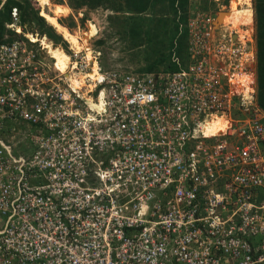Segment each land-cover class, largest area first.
<instances>
[{
  "label": "built area",
  "instance_id": "built-area-1",
  "mask_svg": "<svg viewBox=\"0 0 264 264\" xmlns=\"http://www.w3.org/2000/svg\"><path fill=\"white\" fill-rule=\"evenodd\" d=\"M18 11L0 32V264H264L251 22L190 8L174 69L104 70Z\"/></svg>",
  "mask_w": 264,
  "mask_h": 264
},
{
  "label": "rangeland",
  "instance_id": "rangeland-1",
  "mask_svg": "<svg viewBox=\"0 0 264 264\" xmlns=\"http://www.w3.org/2000/svg\"><path fill=\"white\" fill-rule=\"evenodd\" d=\"M14 1L25 7L27 11L35 10L37 15H44L46 21L41 16L44 25L50 27L53 33L59 36L61 34L60 44L64 49H67L68 43L72 48L76 43L74 50L84 48L87 51L90 48L98 51L97 61L104 70L139 71L145 70L153 62H156V68L164 67L165 61L161 63L158 59L169 51L168 43L173 31V14H175L166 0L154 2L145 11L139 13L127 10L114 0H106L91 6L82 4L74 8L70 7L74 5L72 0H41L40 6L37 0ZM25 1L28 5H24ZM210 1L213 3L211 4ZM188 3L187 9L201 8L200 5L207 4L206 8L209 9L221 6L222 12L229 10L231 6L232 21L234 25L237 24L235 27L240 28L243 24L240 22L247 21L248 24L251 22L255 38L252 0H188ZM3 6L2 11H4ZM23 7L18 11L19 13H22ZM17 8L19 10V7ZM20 22L23 23L21 19ZM228 22L232 25L230 21ZM22 26L27 32L38 30L33 22H24ZM2 29H5L4 26ZM74 33L78 34L80 39L76 40ZM47 49L56 59L61 60L62 55L65 57L59 49L49 45ZM180 55L185 61L184 52Z\"/></svg>",
  "mask_w": 264,
  "mask_h": 264
},
{
  "label": "trees",
  "instance_id": "trees-1",
  "mask_svg": "<svg viewBox=\"0 0 264 264\" xmlns=\"http://www.w3.org/2000/svg\"><path fill=\"white\" fill-rule=\"evenodd\" d=\"M38 5L40 6V1L37 0ZM74 5H69L70 7H79L82 4L87 6L98 5L105 2L106 0H72ZM116 3L122 4L127 10L135 13L143 12L149 8L154 2L161 0H114ZM167 4L172 8L175 14H173V31L168 43V49L166 55L161 59H158V62L163 63L164 69L172 70L175 68L174 65L169 62V54L171 48L174 46V52L180 56L184 52V39L185 32L182 31L179 33V24L184 22L186 10L188 6V0H166ZM213 1H210V3ZM211 3V4H212ZM14 4L19 7V11L22 5L14 0H5L4 2V11L0 12V32L3 28V21L8 20L7 8L9 5ZM24 5H28L25 1ZM207 5V4H206ZM206 5L202 4L200 7L206 9ZM188 6V7H187ZM118 7L121 8V5L118 4ZM179 10V11H178ZM252 10L254 16V30H255V73H256V102L260 109L264 112V0H252ZM178 11V13H177ZM21 16V17H20ZM46 21V17L41 15ZM36 14L35 10H26L25 7L22 8V13H19L21 21L24 22H33L36 24L39 33H44L48 38L53 42H62L60 36L53 33L50 30V27L44 25L42 17ZM51 25V24H49ZM52 26V25H51ZM54 28V27H53ZM156 62L150 63L145 70L139 71H151L158 68L155 67Z\"/></svg>",
  "mask_w": 264,
  "mask_h": 264
},
{
  "label": "bare ground",
  "instance_id": "bare-ground-1",
  "mask_svg": "<svg viewBox=\"0 0 264 264\" xmlns=\"http://www.w3.org/2000/svg\"><path fill=\"white\" fill-rule=\"evenodd\" d=\"M227 13V14H226ZM220 22H226V21H232V14H231V6H230V8H229V10H227V11H225V12H222V13H220ZM232 23V26L233 27H235V25H237V24H233V21L231 22ZM240 23H243V24H246V25H249L248 23H247V21H245V22H240ZM72 36H73V34H71ZM74 35L77 37L76 38V40L77 39H80L79 38V36H78V34H76V33H74ZM30 38L32 39V40H34V36L33 35H30ZM82 44V43H81ZM75 46H77V44L76 43H74V45H73V48L75 49ZM64 54V53H63ZM90 54H91V52H90V50H87L86 51V53H85V56L87 57V58H89L90 57ZM53 57V56H52ZM55 61H56V63H55V65H56V67L59 69V70H61V71H65L64 69H65V66H66V59H65V57L62 55V59L60 60V58H58V59H56L55 58ZM95 73H96V69H95V62L94 61H92L91 62V65H90V72H88V73H86L85 75H82L81 73H79V72H76V73H73L72 75L73 76H68V73L67 72H65V74L68 76V78H69V81L71 82V84L72 85H74L75 87H77V86H79L80 84H81V82H82V78H83V76H87V77H89L90 79H92V78H94L95 77ZM72 77V78H71ZM217 120L218 119H216V120H214V122H209V123H205V124H203V126H202V130H203V132L205 133V134H213V133H218V132H221V129L223 128V123L221 124V122H219L218 121V123H217Z\"/></svg>",
  "mask_w": 264,
  "mask_h": 264
},
{
  "label": "water",
  "instance_id": "water-1",
  "mask_svg": "<svg viewBox=\"0 0 264 264\" xmlns=\"http://www.w3.org/2000/svg\"><path fill=\"white\" fill-rule=\"evenodd\" d=\"M220 13H222V11H218L217 14H216V18H215V21L216 22H220Z\"/></svg>",
  "mask_w": 264,
  "mask_h": 264
},
{
  "label": "clouds",
  "instance_id": "clouds-1",
  "mask_svg": "<svg viewBox=\"0 0 264 264\" xmlns=\"http://www.w3.org/2000/svg\"><path fill=\"white\" fill-rule=\"evenodd\" d=\"M59 35V34H58ZM60 36H61V34H60Z\"/></svg>",
  "mask_w": 264,
  "mask_h": 264
},
{
  "label": "flooded vegetation",
  "instance_id": "flooded-vegetation-1",
  "mask_svg": "<svg viewBox=\"0 0 264 264\" xmlns=\"http://www.w3.org/2000/svg\"><path fill=\"white\" fill-rule=\"evenodd\" d=\"M232 7H233V5H232Z\"/></svg>",
  "mask_w": 264,
  "mask_h": 264
}]
</instances>
